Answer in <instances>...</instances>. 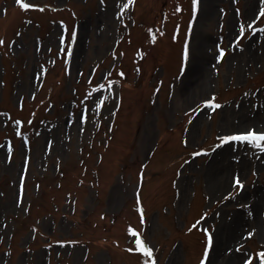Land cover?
I'll use <instances>...</instances> for the list:
<instances>
[{"label":"rangeland","instance_id":"374dc122","mask_svg":"<svg viewBox=\"0 0 264 264\" xmlns=\"http://www.w3.org/2000/svg\"><path fill=\"white\" fill-rule=\"evenodd\" d=\"M26 3L36 6L0 0V244L29 205L34 232L74 237L52 246L59 258L48 264H259L264 148L222 138L264 131V2ZM17 120L33 130L29 146ZM79 148L82 166L30 207L40 177L59 174ZM74 205L78 215L64 217ZM31 250L9 261L1 247L0 264H47L45 250Z\"/></svg>","mask_w":264,"mask_h":264},{"label":"trees","instance_id":"16d2710c","mask_svg":"<svg viewBox=\"0 0 264 264\" xmlns=\"http://www.w3.org/2000/svg\"><path fill=\"white\" fill-rule=\"evenodd\" d=\"M75 101L79 100L80 98H78L77 96L74 97ZM32 122V121H31ZM31 131H33L31 129ZM28 129V126L26 124H21L19 126V131L14 133V134H25L28 142H30L33 138V133ZM7 137H10L11 134H6ZM87 145V144H86ZM85 145H83L84 147ZM82 148H79L77 151V154L75 157H72L66 161H64L63 167L65 168H61L60 167V173L59 174H55L54 176H42L40 177V182H39V187L37 186L35 188L36 192L35 196L33 198H31V202H30V207H34L36 205V203L34 204V202H38L40 201V198H37L39 195H42L43 193L46 192L47 188L49 187L50 189H52L55 192H60L59 190L61 189V182L65 177V174L67 173V171H69V169H73V167L75 168H80L83 164V160H82V154H81ZM82 160V162H81ZM99 163V162H98ZM65 172V173H64ZM96 173V171H94ZM85 177L79 176L77 177L76 183H77V187L79 188H84L87 189L88 184L85 183ZM32 178L30 179L29 183H32ZM93 185V184H91ZM91 189H94L93 187H91ZM64 190V188L62 189ZM64 199L65 202H76V196L74 195V193H70V192H64ZM24 196V195H23ZM37 198V201L35 200ZM56 201L57 199L55 198L51 203H49L50 209L52 208V214L55 213H59V207L56 205ZM63 202V201H62ZM40 208H42L40 206ZM64 214H62L64 217L66 218H70L71 216H74L75 214L78 215V211L75 209V205L72 206L71 208L66 207L65 212H63ZM24 214V215H22ZM20 215L17 216H12L11 220L13 221L12 223V232L10 233V236L7 240V242L4 239V243L0 244V249L1 247L4 249L5 253L7 255H9V261H11V259H14V257L16 258V254L17 252L20 251H29L31 252V247L32 245L34 247L37 248V250H45L46 253V261L48 264V260H50V256L51 255H55L57 258H59V255L56 254V252H52V246L53 245H62L63 243H72L75 242L72 238L74 237H63L62 239L65 240H51L52 237H54V233L47 235V234H38V229L37 231L34 232V228L32 226H28V222H26L27 220L31 221L32 220V212H29V205L27 206V209L25 211V213H22ZM88 217V210H86V215L85 217L81 218L82 221H87L85 220ZM76 225H79V223H76ZM33 230L32 232V238L29 240V242L27 243L26 246H20L17 243V238L18 236H20L23 232H27ZM22 231V232H20ZM38 234V235H37ZM47 235V241H45V236ZM74 235V234H72ZM81 235V234H79ZM41 238H44V240H41ZM64 260V257L62 258Z\"/></svg>","mask_w":264,"mask_h":264},{"label":"snow or ice","instance_id":"6c2138e0","mask_svg":"<svg viewBox=\"0 0 264 264\" xmlns=\"http://www.w3.org/2000/svg\"><path fill=\"white\" fill-rule=\"evenodd\" d=\"M16 2L18 4H20L22 7L24 8H28V7H35L36 5H30L29 3H26V0H16ZM262 2H264V0H262ZM198 4V0H193V5L196 6ZM126 6V5H125ZM259 15H264V7H262L259 10ZM259 17H257L258 19ZM253 23H255V21H253ZM241 28H243V24L240 25ZM242 34V33H241ZM73 38H75V33L73 32ZM0 43H3L2 38H0ZM225 49L221 48L220 49V53L221 56L223 55ZM185 58L188 57L189 52L187 47L185 48V52H184ZM121 75H124L123 72H121ZM99 88H104L105 85L100 84L98 85ZM103 102L101 101L100 104H102ZM205 104L211 105L214 103V101L212 99H206L204 101ZM100 104H97V106H100ZM223 141H232V140H238L241 142H250L253 144L258 145L261 148H264V144L260 143L261 141H264V131H258L255 128H250L248 130H244V131H238L235 133H232L230 135H226L222 138ZM201 152L205 151V149H201ZM195 155V153H194ZM235 183L237 185H241L242 186V181L239 179V177H237L235 179ZM130 231H132L133 233L136 232L135 228H132L130 226ZM252 233L249 232L248 235H251ZM211 241V237H209V242ZM136 243L139 245V251L148 254L149 256L152 255V249L147 246L146 244H144V242L140 239H137ZM206 254H207V249H206ZM146 264H154V259L153 260H149L146 261ZM202 264H204V261L202 260ZM244 264H249V260H245ZM259 264H264V252H261L259 255Z\"/></svg>","mask_w":264,"mask_h":264},{"label":"bare ground","instance_id":"6f19581e","mask_svg":"<svg viewBox=\"0 0 264 264\" xmlns=\"http://www.w3.org/2000/svg\"><path fill=\"white\" fill-rule=\"evenodd\" d=\"M220 238H221V235H220ZM230 238H231V230H229V234H228V237L227 238H224V239H222V241H223V244H229V241H230ZM221 241V242H222ZM228 260V262H230V263H232V264H234L232 261H231V259L230 258H227Z\"/></svg>","mask_w":264,"mask_h":264}]
</instances>
